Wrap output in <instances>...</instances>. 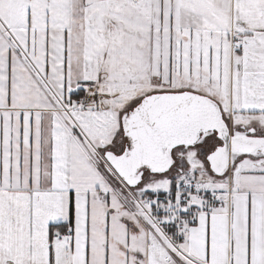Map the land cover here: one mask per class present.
Returning a JSON list of instances; mask_svg holds the SVG:
<instances>
[{
  "label": "snow or ice",
  "instance_id": "obj_1",
  "mask_svg": "<svg viewBox=\"0 0 264 264\" xmlns=\"http://www.w3.org/2000/svg\"><path fill=\"white\" fill-rule=\"evenodd\" d=\"M0 264H264V0H0Z\"/></svg>",
  "mask_w": 264,
  "mask_h": 264
}]
</instances>
